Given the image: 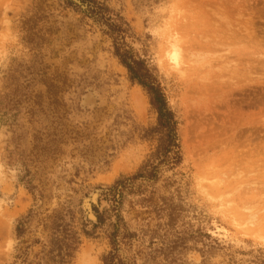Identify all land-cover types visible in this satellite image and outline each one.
Segmentation results:
<instances>
[{
	"label": "rangeland",
	"instance_id": "374dc122",
	"mask_svg": "<svg viewBox=\"0 0 264 264\" xmlns=\"http://www.w3.org/2000/svg\"><path fill=\"white\" fill-rule=\"evenodd\" d=\"M81 2L0 0V264H264V0Z\"/></svg>",
	"mask_w": 264,
	"mask_h": 264
},
{
	"label": "trees",
	"instance_id": "16d2710c",
	"mask_svg": "<svg viewBox=\"0 0 264 264\" xmlns=\"http://www.w3.org/2000/svg\"><path fill=\"white\" fill-rule=\"evenodd\" d=\"M127 67L130 68L128 65ZM142 76L143 75L138 74L139 78H141ZM134 77L135 75H133V78ZM139 83L142 84L143 87L146 89L147 93L149 94L150 104L157 113V124L154 129H156L157 132H162L163 134L166 133L164 137H168V132L169 130H173L175 121H173L174 116L170 111L160 88H158V86L151 85L150 83L145 82L143 80H139ZM162 145L164 144H161V147ZM16 230H19V227ZM58 257V264H63V255L61 256L60 252H58Z\"/></svg>",
	"mask_w": 264,
	"mask_h": 264
},
{
	"label": "water",
	"instance_id": "95a60500",
	"mask_svg": "<svg viewBox=\"0 0 264 264\" xmlns=\"http://www.w3.org/2000/svg\"><path fill=\"white\" fill-rule=\"evenodd\" d=\"M65 1H69L72 4L76 5L77 7L81 8L83 11L89 13L88 8H89V4L88 3H84L81 2V0H65ZM92 19L95 21V23L104 31H108L106 25L104 24V22L102 21V19L98 16V15H92L91 16ZM163 171V170H162ZM150 180L147 178H141L138 179L137 181H135L134 183H129V187H135V186H139V185H144V186H148L150 184ZM99 190V193L101 194V192L104 193L103 190ZM89 191L81 198V210L82 209V205H83V201L86 198V196L88 195ZM101 196V195H100ZM96 206V205H95ZM97 208H99L98 206H96ZM89 219V218H88ZM90 221L94 222L96 220V216L94 215L92 218L89 219Z\"/></svg>",
	"mask_w": 264,
	"mask_h": 264
},
{
	"label": "bare ground",
	"instance_id": "6f19581e",
	"mask_svg": "<svg viewBox=\"0 0 264 264\" xmlns=\"http://www.w3.org/2000/svg\"><path fill=\"white\" fill-rule=\"evenodd\" d=\"M143 103L144 100L140 97V95H135L133 93V104L135 105V107H137L139 110H141L143 108Z\"/></svg>",
	"mask_w": 264,
	"mask_h": 264
}]
</instances>
